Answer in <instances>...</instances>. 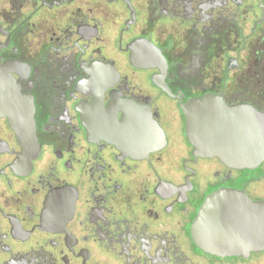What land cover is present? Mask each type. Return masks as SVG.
<instances>
[{"label":"flooded vegetation","instance_id":"flooded-vegetation-1","mask_svg":"<svg viewBox=\"0 0 264 264\" xmlns=\"http://www.w3.org/2000/svg\"><path fill=\"white\" fill-rule=\"evenodd\" d=\"M253 113L264 0H0V264H264Z\"/></svg>","mask_w":264,"mask_h":264},{"label":"water","instance_id":"water-1","mask_svg":"<svg viewBox=\"0 0 264 264\" xmlns=\"http://www.w3.org/2000/svg\"><path fill=\"white\" fill-rule=\"evenodd\" d=\"M192 132L196 137V121L192 120ZM252 136H264V121L255 113L252 114ZM200 144L204 153L217 155L226 162H236L242 165L254 166L264 160V140H191ZM235 153V155H233ZM240 153H243L240 154ZM246 153V155H244ZM216 197H210L200 216L202 226H213V204Z\"/></svg>","mask_w":264,"mask_h":264}]
</instances>
